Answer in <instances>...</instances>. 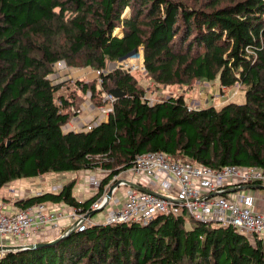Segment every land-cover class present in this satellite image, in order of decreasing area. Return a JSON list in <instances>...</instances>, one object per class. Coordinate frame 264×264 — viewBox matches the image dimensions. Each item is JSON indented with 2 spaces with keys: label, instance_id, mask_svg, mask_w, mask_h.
<instances>
[{
  "label": "trees",
  "instance_id": "16d2710c",
  "mask_svg": "<svg viewBox=\"0 0 264 264\" xmlns=\"http://www.w3.org/2000/svg\"><path fill=\"white\" fill-rule=\"evenodd\" d=\"M139 48L142 80L121 68L102 73L99 89L96 80L65 86L48 78L57 61L101 70ZM144 80L158 89L240 84L245 102L188 109L184 94H170L151 104ZM114 88L125 95L107 120L62 130L87 92L98 106ZM147 151L212 168H264V0H0V188L104 169L101 192ZM76 184L73 178L16 204L86 211L101 193L78 203ZM249 235L186 213L157 215L145 225L93 224L52 245L5 251L0 264H264V233Z\"/></svg>",
  "mask_w": 264,
  "mask_h": 264
},
{
  "label": "built area",
  "instance_id": "2783aa9c",
  "mask_svg": "<svg viewBox=\"0 0 264 264\" xmlns=\"http://www.w3.org/2000/svg\"><path fill=\"white\" fill-rule=\"evenodd\" d=\"M66 68L63 61L55 62L52 66L53 72L48 78L52 83L55 82L63 76L62 70ZM86 68L90 70V75L80 70L75 71L83 72L80 75L78 73L80 77L85 74L92 79L97 78L101 83L100 75L104 73V69ZM115 99L111 93H104L92 120L83 123L81 130H90L96 124L107 120ZM192 108L194 107L188 106V109ZM75 123L76 121L74 124L68 122L67 125L73 127ZM62 130L64 131V126ZM94 171L97 173L92 174ZM108 173L109 171L104 169L85 170L82 177L84 184L75 195L77 202L83 203L87 198L96 195ZM118 180L119 185L112 190L108 198V188ZM130 182L153 192L141 191L130 185ZM62 186L63 184L56 183L45 190H11L12 198H1L0 246L18 247V250H23L33 242L52 240L72 231H83L93 224L145 225L157 215L183 213L197 222L230 226L248 235L264 233V196L258 194L260 189H264V168L258 166L227 164L212 168L198 163L173 160L161 151H147L136 155L128 169L113 176L86 211L62 203L36 202L27 206L16 204L45 192H58ZM118 190H121V198L117 196ZM93 210L103 212V217L93 219L94 214L87 216ZM2 253L4 251H0V255Z\"/></svg>",
  "mask_w": 264,
  "mask_h": 264
},
{
  "label": "rangeland",
  "instance_id": "374dc122",
  "mask_svg": "<svg viewBox=\"0 0 264 264\" xmlns=\"http://www.w3.org/2000/svg\"><path fill=\"white\" fill-rule=\"evenodd\" d=\"M128 16H129V8H126L121 17L126 18ZM115 30L116 31L120 30V32L122 34V28L121 27H119V28L117 27V28H115ZM138 53H139L138 56L129 57V58L125 59L124 61H121V64L124 67V70L135 75L136 79L142 80L143 78H145V74H144V70H142L143 58H142V49L141 48L138 49ZM63 62L66 64L67 68L62 70L63 71V76H61L62 80H57V83L64 82V85L65 84L68 85V83H70L72 85V83L77 81L78 78L80 77V76H78L77 71H75V70H80V71H83L85 74L90 75V74H88V71H90V70L88 68H86V66H84V65H68L65 61H63ZM115 62H117V61H115ZM116 65L117 64L114 65L112 62L108 61L107 65L104 69V73L116 69V67H115ZM66 70H67V72H66ZM85 74L81 75L83 77L80 79L83 81L96 80L97 81L96 88L99 89L100 83L98 82L97 78L94 77L92 79L91 76H87ZM54 83H56V82H54ZM140 85L145 88V92H144L145 97H148V99H150L151 103H154L156 100L161 99L163 96H166L169 93L170 94H184V96L187 98L188 102H190V98L193 97L194 102L188 106H191L194 108L198 107V106L203 107V106H212V105L218 107L225 102H233L236 104H242L245 102V87L243 85H240V84H236L235 87H231L230 89L228 88L226 90V92H222V90H221L222 88H226V87L220 88L217 81H214V82L193 81L190 84V86H188V87H180V86L174 85V86H169L166 88L161 87L159 89L156 88L150 81H145V80L141 81ZM191 93H193L192 96H191ZM225 93H227V94L225 96H223ZM88 94L91 95L90 92H88ZM86 101H88L87 104L92 103L89 100H86ZM80 111L82 112L81 105H80ZM93 111L96 112L97 109L93 108ZM81 118H82V113H77V115L73 116L70 119L69 123L74 124L75 121H77ZM63 174H65L63 176L64 177L63 183L65 181L67 182L68 178H72V177H74L76 179V181H78L80 179L78 172H64ZM58 175H61V174L47 173L43 177L19 178V179L13 180L10 183L6 184L4 187L0 188V199L3 197L4 193L5 194L7 193V191H8V188L6 187L7 185L9 186V188L11 187L10 188L11 190H16L17 187H22L23 189L20 188L21 190L17 189L20 192H22V190L24 191L27 189L30 190L31 188L33 189V188H35V186L38 187L39 185L41 186V189L45 190L49 184H52V183H55L56 181H58V178L60 177ZM122 175L123 174H121V176ZM79 181H78V183H79ZM78 186L73 191L74 195L78 194L77 193V191H79ZM258 194L264 196V189H260ZM120 195H121V190H118L117 196L119 198H121ZM10 196H11V193H10ZM103 214H104L103 212L102 213L97 212L93 215V219H100L101 217H103ZM249 236H251V235H249ZM7 238L10 239L9 237H7Z\"/></svg>",
  "mask_w": 264,
  "mask_h": 264
},
{
  "label": "crops",
  "instance_id": "0c3cea01",
  "mask_svg": "<svg viewBox=\"0 0 264 264\" xmlns=\"http://www.w3.org/2000/svg\"><path fill=\"white\" fill-rule=\"evenodd\" d=\"M90 68V67H89ZM92 69V68H91ZM63 72V71H62ZM79 73V75L81 74V73H83V72H78ZM77 73V74H78ZM80 78H82V77H79L78 79H80ZM57 80H62V78H58ZM57 80L55 81L56 83H57ZM54 83V82H53ZM70 84V83H69ZM64 89V88H63ZM62 89V90H63ZM228 88H222L221 90H222V92H226V90H227ZM230 89V88H229ZM72 90H75V88H73ZM64 91V90H63ZM76 93H79V90H77V92ZM170 94V93H169ZM169 94H167L165 97L167 98L168 96H169ZM227 93H225L223 96H225ZM193 95V93H191V96ZM86 100H89V101H91L92 102V100H91V97H90V95L88 94V92L86 93V95H85V97H84V101L80 104L81 105V107H82V110H83V114H82V118L81 119H79V120H77L76 121V123H75V125H73V127H70V126H68L67 124L64 126V131L65 132H68V131H71V130H73V131H80L81 130V128H82V126H83V123H85V122H89V121H91L92 120V118H93V116L95 115V111H93V108H96L95 106V104L93 103H89V104H87L88 103V101H86ZM157 101H160V100H156L155 102H157ZM194 102V99H193V97L192 98H190V102H188V105H191V103H193ZM63 128V127H62ZM78 172V174H79V178L81 179H79L78 181H79V183H78V181H76L77 182V184H76V187L78 186L79 187V190L80 189H82L81 188V186L84 184L83 183V175H84V173H85V170H81V171H77ZM92 174H96L97 172H91ZM47 174V173H46ZM55 174H61V175H58V176H60L59 178H58V181H56L55 183H52V184H49L48 186H50V185H53V184H56V183H61V184H64L63 183V181H64V175L66 174H63V173H61V172H55ZM45 175V174H44ZM44 175H41V176H37V177H43ZM33 178H35V177H33ZM62 178V179H61ZM74 177H72V178H68V180H70V179H73ZM76 180V179H75ZM146 185V184H145ZM47 186V187H48ZM4 187V186H3ZM7 188H8V191H7V193L5 194L4 193V195H3V197L2 198H4V199H9V198H12L13 197V195H12V192H11V187L9 188V186L7 185L6 186ZM23 189L22 187H17V189L18 190H21V189ZM16 189V190H17ZM34 189V190H33ZM31 188L30 189V191H35V190H39V189H41V186L39 185L38 187L37 186H35V188ZM76 189V188H75ZM27 190H29V189H27ZM27 190H24V191H27ZM23 191V190H22ZM10 193H11V196H10Z\"/></svg>",
  "mask_w": 264,
  "mask_h": 264
},
{
  "label": "water",
  "instance_id": "95a60500",
  "mask_svg": "<svg viewBox=\"0 0 264 264\" xmlns=\"http://www.w3.org/2000/svg\"><path fill=\"white\" fill-rule=\"evenodd\" d=\"M137 55H139L138 51L132 50L129 53H127L126 55H124L123 57H120L117 62H112V63L114 65L117 64L115 66L116 68H121V69L124 70V68H123V66L121 64V61H124L125 59H127L129 57H134V56H137ZM142 58H143V51H142ZM109 93H111L116 98H120V97H122V96L125 95V93L123 91H121L119 88L111 89L109 91ZM119 182L120 181L118 180V181L114 182L112 185H110V187L108 188L107 194H106V196L108 198L111 196L112 190L119 185ZM129 184L132 185V186H134V187H136L137 189H139L141 191L153 192V191H151L150 189H148L146 187H142V186H139V185H135L134 183H131V182ZM96 212H98V210H93L87 216H90L92 214H95ZM62 237H56V238H54L52 240H48V241H37V242H33L32 244L28 245V247H26V249H29V248H40V247H43V246H46V245H52V244H55L56 242H58L60 240V238H62ZM14 249H17L18 250V247L0 246V251H4V252L5 251H11V250H14Z\"/></svg>",
  "mask_w": 264,
  "mask_h": 264
}]
</instances>
